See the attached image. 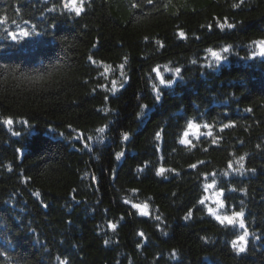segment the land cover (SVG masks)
<instances>
[{
	"label": "trees",
	"instance_id": "16d2710c",
	"mask_svg": "<svg viewBox=\"0 0 264 264\" xmlns=\"http://www.w3.org/2000/svg\"><path fill=\"white\" fill-rule=\"evenodd\" d=\"M0 18V264H264V0H0ZM189 122L207 134L181 145ZM210 181L244 211L243 253L200 204Z\"/></svg>",
	"mask_w": 264,
	"mask_h": 264
},
{
	"label": "snow or ice",
	"instance_id": "6c2138e0",
	"mask_svg": "<svg viewBox=\"0 0 264 264\" xmlns=\"http://www.w3.org/2000/svg\"><path fill=\"white\" fill-rule=\"evenodd\" d=\"M147 2H148L149 4H151V3H152V0H147ZM64 7H65V8H70L71 11H74L75 14H76L77 16H79V15L81 14V12L83 11V0H80V6H76V4H75V0H73V2H72L71 5H69V4L66 3V4L64 5ZM133 7H136V5H133ZM0 19H4V18H0ZM221 27H223V26H221ZM227 27H228V28H232L233 25H232V24H228ZM8 35L11 36V39H12L13 41H17V42H19V41L17 40V34H16V33H14V32H9ZM29 35H30V33H29L27 30H21L20 33H19V36H20L21 38L28 37ZM37 35H39V33H37ZM181 36H183V33H181ZM259 43H260V45H261L259 55H260L261 57H264V41H260ZM207 51L211 54V56L214 58V60H215L216 62H220L222 59H225V57H222L221 54H220L219 52H217V51H215V50H213V49H211V48L208 49ZM222 51L225 52V53H227V52L229 51V47H224V48L222 49ZM89 59H91V57H90ZM193 63H196V61H193ZM209 66L211 67L212 65L209 64ZM121 67H122V66H121ZM153 71L156 72V75H157V77H158L159 80H160V84H162V85H164V84H171V83L173 82L171 78L168 79V80H165V78L161 75V73H160V71H159L158 68L153 69ZM165 71H173L174 74H175V76H180V74H181V69H180L179 67H176V68L171 69V70L168 69V68L166 67V68H165ZM27 79H30V80H32L33 82H38V81H40V80H43V77H36V78L28 77ZM155 99H156L157 101H159V100L161 99V96H160V94H159V91H157V95H156ZM4 123H5V124H8V125H11V124L13 123V121H12L11 119H8V120L4 121ZM23 123L26 124L27 121H24ZM227 126H228V125H226V127H227ZM197 127H199V126H198L197 124H195V123H192V122H189V123H188V128H189V129L197 128ZM204 127L207 128V127H209V125L205 124ZM98 130H99L100 132H104V128H100V129H98ZM13 134L19 136V135H20V132H15V133H13ZM61 135H63V133H61ZM208 135H211V133H208ZM156 136H157V139H159V138H160V133L158 132V133L156 134ZM184 136L187 137V136H188V133L185 132V133H184ZM89 139H90V138H89ZM124 139H125V140L128 139L127 134H125ZM179 143H180L181 145H184V144H186V143H190V141H187L186 139H181V140L179 141ZM213 143H215V141H213ZM18 151H19V150H18ZM120 155H121L120 153L117 154V159L120 158ZM244 160H245V157H244V156H240V157H239V159H238V161H237V163L239 164V167L236 168V169H234V171H237V172H241V173H242V171H243L244 168H245V165H244V163H243ZM192 167H195V165H192ZM228 167H229V168H232V164L229 163ZM165 171H166V169H164L163 167H161V168L158 170L157 175H163V173H164ZM224 175H227V173H225ZM213 186H214V185H208V187H213ZM222 194H223V193L221 192V193H219L218 195H222ZM36 195H39V193H36ZM217 203L219 204L220 207H224V204H223L222 201L217 200ZM200 204H204V200H200ZM133 207L140 208L141 206H140V205H133ZM143 208H147V204H145V205L143 206ZM208 211H209L210 214L215 215V219H216L219 223H221V224H225V223H226L227 225H234V224L236 223V221L239 220V227H240L241 229H244V232H243L242 235H239V236L237 237L236 240L232 241V245H233L234 249H236L239 253H243V252H245V251H246V248H247V243H248V241H247V236L249 235V233L247 232L246 225H245V223H244V219H243V218H244V211H243V209H241L240 211H235V212H233L231 215H224V216H221V215H217V214H215L214 211H213V209H211V208H209ZM143 214H144V215H147L146 212L143 213ZM188 215L191 216V211L189 212ZM156 219L159 220L160 217L157 216ZM186 219H187V217H186ZM110 227L115 228V225H114V224H113V225H110ZM140 235H143V233H140Z\"/></svg>",
	"mask_w": 264,
	"mask_h": 264
},
{
	"label": "rangeland",
	"instance_id": "374dc122",
	"mask_svg": "<svg viewBox=\"0 0 264 264\" xmlns=\"http://www.w3.org/2000/svg\"><path fill=\"white\" fill-rule=\"evenodd\" d=\"M73 2V0H68L67 1V4L71 5ZM77 0H75V4L77 6ZM70 9V8H69ZM260 48H261V45L260 43L258 44V49L260 51ZM198 125V124H197ZM199 127L197 128H192V129H189L188 127L185 129L184 133L187 132L188 133V136L185 137L184 136V133H183V137L182 139H186L187 141H190L192 139H195V138H198L199 136L201 135H204V134H207V129L204 127V126H201V125H198ZM208 185H214L213 187H208ZM208 185L206 186V193L204 195V198H202V200H204V203H205V208L207 210V212L209 213L208 209L211 208L213 209L214 213L217 214V215H221V216H224V215H231L232 213L230 212H227V210L225 209V205L224 207H220L219 204L217 203V200H220L222 201V195H218L219 193H221L217 187H216V183L214 181H210L208 183ZM223 202V201H222ZM224 204V202H223ZM137 205H140L141 207L140 208H137V210L143 214V213H147L148 210L147 208H143V204H137ZM136 208V207H135ZM210 214V213H209ZM213 215V214H211ZM215 217V215H213ZM226 224V223H225ZM234 226L237 227V229H239V220L236 221V223L234 224ZM243 234V233H242ZM240 232L239 234L234 238V240L237 239V237L239 235H242ZM233 240V241H234Z\"/></svg>",
	"mask_w": 264,
	"mask_h": 264
},
{
	"label": "water",
	"instance_id": "95a60500",
	"mask_svg": "<svg viewBox=\"0 0 264 264\" xmlns=\"http://www.w3.org/2000/svg\"><path fill=\"white\" fill-rule=\"evenodd\" d=\"M67 1L68 0H61L63 7H64V5L66 4Z\"/></svg>",
	"mask_w": 264,
	"mask_h": 264
}]
</instances>
